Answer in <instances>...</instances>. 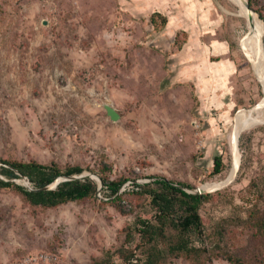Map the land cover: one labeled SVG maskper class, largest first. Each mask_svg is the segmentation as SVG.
<instances>
[{
  "label": "rangeland",
  "instance_id": "374dc122",
  "mask_svg": "<svg viewBox=\"0 0 264 264\" xmlns=\"http://www.w3.org/2000/svg\"><path fill=\"white\" fill-rule=\"evenodd\" d=\"M244 2L0 0V159L126 180L125 213L103 186L54 208L1 190L0 264H123L120 247L142 259L137 220L153 211L134 184L154 178L209 194L199 262L264 264V0L258 17Z\"/></svg>",
  "mask_w": 264,
  "mask_h": 264
},
{
  "label": "trees",
  "instance_id": "16d2710c",
  "mask_svg": "<svg viewBox=\"0 0 264 264\" xmlns=\"http://www.w3.org/2000/svg\"><path fill=\"white\" fill-rule=\"evenodd\" d=\"M247 1L249 8L252 10V0ZM213 162L212 175L214 176L222 172L223 163L220 156H216ZM0 164V175L3 177L0 178V191L13 189L25 202L35 207L54 208L68 202L90 198L93 197L98 187L93 179L86 177L59 182L51 190H40L53 183L58 177L78 175L82 173L83 169L72 167L61 171L55 164L1 159ZM105 171V168H101L99 171H95V174L100 178L103 188L110 192L113 204L120 213H125L118 202L121 196L119 194L120 188L126 180L109 181L104 174ZM19 178H26L32 185V190L16 185L11 181ZM134 186L137 190L133 193L145 195L149 200V208L153 211L152 219L137 220L138 231L141 236L140 247L147 248V251L142 259L136 258L135 262L132 261L135 257L134 253L124 247H120L113 253L122 259L123 264H165L167 259L178 257H183L195 264H203L205 261L199 262L198 259L206 251L204 247L191 245V235H195L196 239L203 241V223L199 210L202 203L209 198V194L187 193L182 188L188 189V186L173 183L164 178H154L151 183L134 184ZM262 223L264 224V220ZM170 231L178 236L173 243L167 241L169 238L168 232ZM126 236L130 238V233ZM222 257L229 264L240 263L238 259L230 255H222ZM206 260L211 261L210 258ZM95 264L116 263L108 257L107 253V257Z\"/></svg>",
  "mask_w": 264,
  "mask_h": 264
},
{
  "label": "water",
  "instance_id": "95a60500",
  "mask_svg": "<svg viewBox=\"0 0 264 264\" xmlns=\"http://www.w3.org/2000/svg\"><path fill=\"white\" fill-rule=\"evenodd\" d=\"M244 5H245L246 9H247L250 13H254V12L249 8L248 1H247V0H245ZM251 66H252V64H251ZM103 109L105 110V114H106V116H107L111 121L115 122V121L119 120L120 117H119L118 113L113 109V107H111L110 105L104 104V105H103ZM18 175H19V174H18ZM85 177H89V178L95 180V181L99 184V185H98V189H97V191H99V190L102 188L103 184H102V182H101V180H100L99 177H97V176H95V175H90V174H89V175H85ZM80 178H84V177H83V176H80ZM25 179H26V178H25ZM74 179H79V178H77V177H75V176L66 177L65 179L57 178L53 183H51L50 185H47V186L41 188L40 190H51V189H54V188L57 186V184H58L59 182L67 181V180H74ZM27 183H28V180H27V182L25 183V186L27 185ZM179 187L182 188L181 186H179ZM182 189H184V190L186 191V188H182ZM28 190H32V189H28ZM205 191H206V190H204V189H202V188H199L197 192H192V193H190V194H202V193H204ZM186 192H187V191H186ZM187 193H188V192H187Z\"/></svg>",
  "mask_w": 264,
  "mask_h": 264
},
{
  "label": "bare ground",
  "instance_id": "6f19581e",
  "mask_svg": "<svg viewBox=\"0 0 264 264\" xmlns=\"http://www.w3.org/2000/svg\"><path fill=\"white\" fill-rule=\"evenodd\" d=\"M255 14V13H254ZM256 15V14H255ZM257 16V15H256ZM258 17V16H257ZM257 34H255L254 36H253V38L251 39V41L254 39V37L256 36ZM250 41V42H251ZM250 57H251V59L253 60V62L255 63V64H257L258 66H259V64H260V61H258V57L257 58H255V57H253L251 54H250ZM259 69H261V67H259ZM260 73V72H259ZM259 75V74H258ZM263 78V77H262ZM254 124V123H253ZM252 125V124H251ZM233 150V149H232ZM234 160V159H233Z\"/></svg>",
  "mask_w": 264,
  "mask_h": 264
}]
</instances>
